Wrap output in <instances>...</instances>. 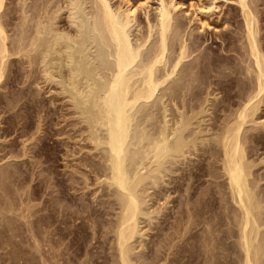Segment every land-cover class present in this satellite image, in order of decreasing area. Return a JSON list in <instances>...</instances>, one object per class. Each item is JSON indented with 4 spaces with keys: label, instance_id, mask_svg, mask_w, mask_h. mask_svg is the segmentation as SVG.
I'll return each instance as SVG.
<instances>
[{
    "label": "bare ground",
    "instance_id": "obj_1",
    "mask_svg": "<svg viewBox=\"0 0 264 264\" xmlns=\"http://www.w3.org/2000/svg\"><path fill=\"white\" fill-rule=\"evenodd\" d=\"M11 1L9 9L4 12V0H0V82L11 68L8 60L11 56H16L19 60L24 58L29 69L38 71L43 83L58 85L59 89L56 86L53 89H58L57 92L66 96L72 115L77 118L74 122L79 127L80 140L77 142H82L84 147L87 145L85 148L91 155H88L91 157L89 160L82 159L79 171L76 169L82 182H78L73 190L76 191L75 188L81 183L82 189H77L83 193L88 191L95 198L93 200L96 205H100L96 207L91 203H83L80 207L76 205L79 208H70L72 204L63 206L60 198L66 192L58 187L56 195L48 193L44 197V212L39 210L42 213L38 212L35 220L31 219V213L28 212L31 211L29 206V209H25L26 212H20L22 220L30 223L31 228L32 222L37 223V230L42 228L40 239L44 242L41 245L44 247V254L42 251L37 253L43 254L41 260L44 264H68L72 260L70 255H76L79 251L91 253L90 244L98 242L103 245L107 241H111L108 247L111 249L112 264H143L137 262L144 250L139 253L135 249L137 239L145 237L144 232V235L139 233L141 219L143 216L149 218L153 211L151 207L148 208L147 203L155 198L156 192L162 186L169 185H172L173 192L182 195L175 212L178 214L172 217L175 220L172 225L176 231L180 230L179 222L183 223L184 218L183 228L186 231L188 224L192 225L191 222L194 223L199 216L207 213L206 208L211 207L215 195H219L223 201V215L234 226L227 228V236H235L233 245L238 248L235 256L238 261L235 264H264L263 196L260 197L258 190L260 179L253 174L256 162L253 163L248 156V147H251L249 143L257 142L258 133L264 131V120H256L264 105V0H195L192 3L190 0L186 8L179 7L180 0H153V4L150 0ZM219 3L225 4L223 14ZM188 8L191 15L187 17V13H184ZM215 14L216 22L222 24L223 30L214 31L213 34V28H210L207 19ZM6 16L8 20L5 19ZM7 24H10V31L6 29ZM209 40V43H215L216 46H207L206 42ZM235 98L236 106L233 105ZM225 103H232L231 107L224 105ZM209 104L214 109L208 108L209 111L206 107ZM218 110H222L225 116L219 117L222 122L220 121L216 131L210 120L206 121L209 126L205 124L203 127L205 117L209 116L207 118L211 119L210 116L213 115V121ZM247 123H252L253 126L247 127ZM211 129L214 130L213 133ZM85 148L81 147L80 150ZM208 157L211 161L205 165L204 160ZM13 173L14 169L0 168V189L7 188L6 181ZM205 174L212 177L210 184L214 183L215 189L208 184L199 189L201 177ZM77 179L76 181L81 180ZM184 181H187L186 187L180 193ZM92 185L95 187L91 188ZM196 193L201 196L198 202L190 205V198ZM85 195L87 196L86 193ZM70 200L73 203L72 198ZM229 200L234 204L231 209ZM11 202L8 203L11 205ZM37 202L36 200L35 204ZM102 206L105 207V214L111 215L105 221L104 218L98 219ZM156 211L154 213H158ZM202 218L199 222L204 221L205 218ZM216 220L212 219L213 222ZM208 221L206 220L207 223ZM212 221L209 224L204 221L203 224L208 226L203 228V234L199 238L203 241L200 246L203 247L202 252L200 251L202 255L199 252L203 257L202 264L214 263L213 260L223 250L230 248L222 241L226 229L223 231L224 228L219 227V223L227 224L228 220ZM15 227H9L8 230H17L18 227ZM30 227H26L29 228L28 231L32 230ZM31 233L29 236H33L31 238L37 247L38 238ZM69 234L71 236L65 241ZM192 234L187 236L186 242L192 238ZM102 236L103 240H100ZM27 239L25 238L26 243ZM143 239L138 243L141 244ZM62 244L64 251L58 250ZM72 247L73 254H70ZM176 247L180 248V245ZM215 249L218 251L215 252ZM105 252L104 255L94 253V259L91 253L86 261L97 264L98 258L108 257ZM16 260H20V257ZM230 261L224 262L230 264ZM16 262L21 264V261H15V264Z\"/></svg>",
    "mask_w": 264,
    "mask_h": 264
},
{
    "label": "rangeland",
    "instance_id": "obj_2",
    "mask_svg": "<svg viewBox=\"0 0 264 264\" xmlns=\"http://www.w3.org/2000/svg\"><path fill=\"white\" fill-rule=\"evenodd\" d=\"M116 2V0H113ZM195 0H191V3L194 2ZM10 2H12L11 0H4V9H2L4 12H7V10L9 9L10 7ZM118 2V0H117ZM150 2L153 4V0H150ZM183 2V3H182ZM190 0H180V5L179 7L180 8H186L189 4ZM10 4V5H9ZM183 4V6H182ZM221 4V3H219ZM13 5V3H12ZM8 7V8H7ZM221 8L222 10V14L225 12V4H221ZM7 9V10H6ZM224 10V11H223ZM189 8L187 9V11L184 13L186 14L187 13V17L191 15V11L189 12ZM190 13V14H189ZM220 13V15H221ZM186 16V15H185ZM7 17V16H6ZM5 18V17H4ZM3 18V19H4ZM6 20H8V17L5 18ZM207 21L210 23V28H213L211 30V32L214 34L215 32L214 31H221L223 30V26L220 22H216V14L215 15H212L211 18L207 19ZM215 26V27H214ZM6 29H10V24H7L6 25ZM216 28V29H215ZM10 31V30H9ZM211 40H209L208 42H206V45L207 46H210V47H214L216 46L215 43H209ZM208 43V44H207ZM16 56H11L9 60L10 61V64H9V60H8V66L10 68L9 72L7 71V74L5 75L6 79L4 78L3 80H1L2 82H0V168H8L10 170L14 169V173L13 175L15 177L10 176V179L8 178L7 181H6V186L7 188H5V190L3 189H0V264H15V261H21L20 263L21 264H44V262L41 260L43 256V250H44V247H42L41 245L44 243L42 242L43 240H41L40 238H42L41 236V231H42V228L40 229V232H39V229L37 230V223H31L32 225V228L30 227V223L27 224V222H25L24 220H22V217L20 216L22 212H26V208H29L31 209V211L28 210V212L31 213V219L33 218V220H35V218L39 215V213H42L40 212L39 210H42L44 212V209L42 207L43 205V199L45 196L48 195V193H50L49 195H56L57 192V188L60 187L64 190V192H66V194L63 196L61 195V204L64 205H71L70 208H79L80 205H84V204H89L91 203V205H96V203L94 202L93 199H95L93 196H91V194L88 192V191H83L82 190H79V189H82V185L81 183L79 184V186L77 185V187L75 188L76 191H74V187L76 184H78V182H82V178H79V172L77 173V170L78 169H81L80 165L81 163L84 161V160H87L88 158H91L89 156H91L88 151L87 148L85 147H88L87 145L84 147L83 143L82 142H77L79 141V127L78 125L76 124L75 125V121H77V118L75 116L72 115V108L69 105V101H67L66 99V96H62L64 95L63 93L60 94V91L57 92L56 90L59 89V87H57L58 85L56 83H48V84H45L43 83L42 81V78L40 77L41 74L36 70H32L31 68L29 69V67H27V65L25 64V59L23 58H18L16 59L15 58ZM18 60V61H17ZM24 60V61H23ZM19 64V65H18ZM13 65V66H12ZM22 65V66H21ZM21 66V67H20ZM28 68V69H27ZM14 71V72H13ZM33 71V72H31ZM20 72V73H19ZM27 72V73H26ZM36 72V74H35ZM32 73V74H31ZM40 76H39V74ZM35 75V76H34ZM30 78V79H29ZM37 79V80H36ZM41 79V80H40ZM6 80V82L4 81ZM9 80V81H8ZM32 80V81H31ZM34 80V81H33ZM36 80V81H35ZM40 80V81H39ZM38 81V82H37ZM5 82V83H3ZM32 82V83H31ZM34 82L36 84H34ZM41 83V84H40ZM10 84V85H9ZM39 84V85H38ZM45 84V86H44ZM43 85V86H42ZM37 86V87H36ZM58 88V89H53V88ZM51 87V88H50ZM39 88V89H38ZM24 89V90H23ZM48 89V90H47ZM37 90V91H36ZM56 91V92H55ZM18 95H17V94ZM20 93V94H19ZM58 93V94H57ZM5 94V95H4ZM222 93H220L221 95ZM18 97V98H17ZM32 97V98H31ZM65 97V98H64ZM65 99V100H64ZM17 100V101H16ZM39 101V102H38ZM66 101V102H65ZM11 102V104H10ZM234 102V106H236V102H237V98H235L233 100ZM34 103V104H33ZM47 103V104H46ZM51 105H50V104ZM236 103V104H235ZM49 104V105H48ZM67 104V105H66ZM228 103H225L224 105H227ZM231 104L232 103H229L228 106L231 107ZM13 105V106H12ZM232 105V107H233ZM10 109H9V107ZM209 104L206 105L207 109L209 108L210 110L214 109L213 106H211ZM227 106V107H228ZM68 107V108H67ZM226 107V106H225ZM226 107V108H227ZM11 108H14L13 110ZM7 109V110H6ZM208 109V110H209ZM209 110V111H210ZM42 111V112H41ZM50 111V112H49ZM70 111V112H69ZM222 110H218L217 112V117L215 119H213V121L211 120L213 117V115H211V119L205 117V121L202 123L203 124V127L206 125H208V123H213V129L216 131V129L219 127L218 124H220L222 121V118L223 115L225 116L224 112H221ZM225 113L227 112V110H224ZM221 113V114H220ZM220 114V115H219ZM259 118H256L257 121H259V119L262 121L264 120V105L260 108L259 112ZM17 115V116H16ZM41 116V117H40ZM5 117V118H4ZM220 117V118H219ZM45 118V119H44ZM219 118V120L217 119ZM49 119V120H48ZM210 120V121H209ZM216 120V121H215ZM206 121H209V122H206ZM215 121V122H214ZM221 121V122H220ZM217 122V123H216ZM77 123V122H76ZM37 124V126H36ZM49 124V125H48ZM73 124V125H72ZM216 124V125H215ZM252 124V123H251ZM250 123L246 124L247 127H251L253 125H251ZM259 125V124H258ZM16 126V127H15ZM72 126H76V127H72ZM209 126V125H208ZM218 126V127H217ZM245 126V127H246ZM261 126V125H260ZM41 130H40V128ZM49 127V128H48ZM217 127V128H216ZM246 127V128H247ZM212 130V129H211ZM212 130V133L213 131ZM37 131V132H36ZM36 132V133H35ZM42 132V133H41ZM60 132V133H59ZM77 133V134H76ZM211 133V132H210ZM210 133H208V135H210ZM261 133L262 134V137L261 135L259 134ZM258 133V136H257V142L255 141H251L249 143V146L251 147H248V156L249 157V160L252 159L253 163H255L253 166V174L254 176L258 177L257 179H260L259 181V192H260V197L263 196V199H264V161L262 159H264V131H260ZM74 135V136H73ZM76 135V136H75ZM260 135V137H259ZM74 137V138H72ZM76 137V138H75ZM259 137V138H258ZM26 138V139H25ZM30 138L32 140H30ZM78 138V139H77ZM42 139V140H41ZM259 139V140H258ZM30 140V141H29ZM22 141V143H21ZM26 141V142H24ZM260 142V143H259ZM256 145H255V144ZM23 144V145H22ZM25 144V145H24ZM28 144V145H27ZM78 144V145H77ZM83 144V145H82ZM80 145L82 148H85V149H81L80 150ZM79 146V147H78ZM22 147V148H21ZM44 147V148H43ZM79 148V150H78ZM27 149V150H26ZM36 150V151H35ZM85 150V152H84ZM26 151V153H25ZM19 152V153H18ZM36 152V153H35ZM79 152V153H78ZM89 152V153H87ZM17 155H16V154ZM13 154V155H11ZM23 154V155H22ZM86 154V155H85ZM9 155V156H8ZM22 155V156H21ZM41 155V156H40ZM89 155V156H88ZM11 156V157H10ZM24 156V157H23ZM28 156V157H27ZM206 156V154H205ZM84 157H86V159H84ZM16 158V159H14ZM76 158V160H75ZM209 158V157H208ZM206 158L204 160V163L205 165H207L209 162L208 161H211V158ZM251 158V159H250ZM83 159V161H82ZM6 160V161H5ZM48 160V161H47ZM81 160V161H80ZM89 160V159H88ZM260 160H262L260 162ZM4 161V163H3ZM13 162V163H12ZM80 162V163H79ZM7 163V164H6ZM9 163V164H8ZM22 163V164H21ZM40 165H39V164ZM207 163V164H206ZM217 163V162H216ZM219 163V162H218ZM36 164V165H35ZM80 164V165H79ZM2 165V166H1ZM4 165V166H3ZM6 165V166H5ZM12 165V166H11ZM16 165V166H15ZM18 165V166H17ZM36 167H35V166ZM76 165V166H75ZM79 165V166H78ZM218 165V164H217ZM38 166V167H37ZM41 166V167H40ZM46 166V167H45ZM52 166V167H51ZM74 166V167H73ZM40 167V168H39ZM49 167V168H48ZM83 167V166H82ZM51 168V170H50ZM75 168V169H74ZM47 169V170H46ZM74 169V170H73ZM77 169V170H76ZM19 170V171H17ZM76 170V171H75ZM48 171V172H47ZM79 171V170H78ZM81 171V170H80ZM23 173V174H22ZM43 173V174H42ZM48 173V174H47ZM75 173V174H74ZM49 175V177H47V175ZM81 174V173H80ZM33 175V176H32ZM73 175V176H72ZM208 175V174H207ZM206 174L204 175V177H201L202 179V184L200 186V190L203 188V187H206V185H212V187L214 186V183H211V178H209V176H207ZM31 176V177H30ZM46 176V177H44ZM72 176V178H70ZM59 177V178H57ZM81 179L79 181H76V179ZM31 180H30V179ZM36 178V179H35ZM51 179V180H49ZM74 179V180H73ZM77 179V180H78ZM12 180V181H11ZM14 180V181H13ZM19 180V181H18ZM21 180H22V183H21ZM42 180V181H41ZM44 180V181H43ZM49 180V181H48ZM51 181V183H49ZM53 181V182H52ZM75 182V184H72L73 182ZM15 182V183H14ZM19 182V183H18ZM39 182V183H38ZM44 182V183H43ZM185 184H182L181 187L182 189L180 190V193L184 191V187H186V182L187 181H184ZM27 183H29L27 185ZM45 183H48V184H45ZM54 185H53V184ZM69 183H70V187L69 186ZM12 184V185H11ZM19 184V185H18ZM25 184V185H24ZM34 184V185H33ZM38 184V185H37ZM15 187H14V186ZM45 185V186H44ZM207 185V186H208ZM10 186V187H9ZM81 186V187H80ZM22 187H26V188H22ZM49 189H48V188ZM56 187V188H55ZM78 187H80L79 189H77ZM95 186L92 185L91 188H94ZM172 185H169L168 186H162L161 189L159 191L156 192V196H154L155 198H152L147 204H149V207L147 205L148 208H150L151 210H153L150 214H149V218L148 217H145L143 216L142 217V222H141V227H140V230H139V233H141L142 235H144L145 237H141L140 239H143L141 242L142 243H146V244H140L138 242H140L139 240L140 239H137V244L135 243V245H137V248L135 249H138L137 251L134 249V251L136 252H139L141 253L142 250H144L142 253H141V256L138 260L137 263H143V264H202L203 262V257L201 256L202 255V249L203 247L201 248L200 246L202 245V242L203 241H200V237L202 236V232H203V228H205V224L207 223L206 220L211 223L212 219L215 220L217 219L216 221H227L229 222V219H227L224 215H223V207H222V204H223V201L220 200L221 198H219V195H215V199L213 201V205H211V210L210 208H206L207 210V213H203L204 215L202 216H199L200 218H202V220L204 219V221L206 222L205 224L204 221H201L199 222L201 219L198 217V219H196V221L194 220V218H192L195 222H191V224H188L187 228H186V231L184 230V220H186L184 218L183 223L180 221L179 224H181L180 226H178V228L180 227V230L179 231H176V229H174L173 225L175 223V220L173 219L174 216H176L178 214L175 213L177 211V208L179 207V199L182 198V195H178L179 193L177 192H173V189L171 188ZM215 187V186H214ZM213 187V188H214ZM19 188V189H18ZM28 188V189H27ZM66 188V189H65ZM7 189V190H6ZM16 191H14V190ZM23 189V190H22ZM27 189V190H25ZM31 189V190H29ZM43 189V190H41ZM46 189V190H45ZM68 189V190H67ZM167 189V190H166ZM172 189V190H171ZM198 189V191H199ZM215 189V188H214ZM18 190H22L21 192L18 191ZM40 190V191H39ZM55 190V191H54ZM84 190V189H83ZM13 191V192H11ZM27 191V193L25 192ZM30 191V192H29ZM39 191V192H38ZM46 191V192H45ZM82 191V192H80ZM16 194H15V193ZM20 192V193H19ZM23 192V193H22ZM79 192V194H78ZM7 193V194H6ZM25 193L27 195H25ZM41 193H43L41 195ZM53 193V194H52ZM73 193V194H72ZM85 193L87 194V196L85 195ZM10 194V195H9ZM18 194V195H17ZM24 194V196H23ZM29 194V195H28ZM46 194V195H45ZM64 194V193H63ZM13 195V196H12ZM31 195V196H30ZM39 195V196H38ZM44 195V196H43ZM69 195V196H68ZM73 195V196H71ZM83 195V196H82ZM160 195V197H159ZM170 195V196H168ZM15 196V197H14ZM19 196V197H18ZM23 196V197H22ZM27 196V197H26ZM89 196V197H88ZM168 196V198H167ZM201 195H192L191 198H190V205L191 203H195L196 201L198 202V199ZM204 195H202V198H203ZM6 197V198H5ZM30 197V198H29ZM37 197V198H36ZM69 197V198H68ZM73 200V203L71 202V198ZM75 197V198H74ZM81 197H85V198H81ZM93 197V198H92ZM217 197V198H216ZM3 198V199H2ZM8 198V199H7ZM17 198V199H16ZM19 198V199H18ZM21 198V199H20ZM23 198V199H22ZM28 198V200H27ZM32 198V199H31ZM36 198V199H35ZM40 198V199H39ZM77 198V199H76ZM83 199L84 201L82 202L81 199ZM103 198H106V197H103ZM157 198V199H156ZM166 198V199H165ZM207 198V195H205L204 199ZM11 199V200H10ZM154 199V200H153ZM177 199V200H176ZM203 199V200H204ZM262 199V204H263V210H264V201ZM3 200V201H2ZM13 200V201H12ZM20 200V201H19ZM25 202H24V201ZM30 200L32 202H30ZM33 200H35L33 202ZM36 200L38 201L36 204ZM166 200V201H165ZM179 200V201H178ZM12 201V202H11ZM63 201V203H62ZM11 202V205L9 203ZM13 202H16L13 204ZM21 205H20V203ZM24 202V203H23ZM31 204H30V203ZM67 204H65V203ZM70 202V204H69ZM75 202L78 204H75ZM82 202V203H81ZM86 202V203H85ZM153 202V204H152ZM162 202V203H161ZM169 202V203H168ZM19 203V204H18ZM28 203V204H27ZM81 203V204H79ZM84 203V204H83ZM165 203V204H164ZM167 203V204H166ZM221 203V204H220ZM229 209H231V207L233 208L234 204L230 202L229 200ZM4 204L6 206H4ZM11 206L12 208L14 207L15 209H18V210H15L14 208L12 210L11 207L9 208L8 205ZM23 204H25L23 206ZM87 204V205H88ZM163 204V206H162ZM232 204V205H231ZM13 205V206H12ZM21 209H19L20 207ZM76 205H79L76 206ZM34 208H33V207ZM75 206V207H74ZM100 206V205H99ZM98 204L96 205V207H99ZM3 207L5 210H9L8 212L3 210ZM6 207H8V209H6ZM17 207V208H16ZM25 207V208H24ZM165 208V209H162ZM216 207V208H214ZM28 208V209H29ZM42 208V209H40ZM154 208V209H153ZM157 208H160V209H157ZM3 211H2V210ZM22 209L24 211H22ZM26 209V210H25ZM102 209V210H101ZM158 211H156V210ZM222 209V210H221ZM21 210V211H19ZM100 210L102 212H100L99 214L100 215L98 216L99 218L98 219H103L105 221V218L106 220L108 218H110L111 215H107L105 214V207L103 208V206L100 208ZM163 210V212H162ZM2 211V212H1ZM12 211V212H11ZM158 212V213H154V212ZM213 211V212H212ZM217 211V212H216ZM231 210H229L230 212ZM21 212V213H20ZM32 212L34 214H32ZM39 212V213H38ZM79 212V211H78ZM161 212V213H160ZM174 212V213H173ZM216 212V213H215ZM219 212V214H218ZM1 213H5L4 215ZM13 213V214H11ZM20 213V214H19ZM38 213V214H37ZM232 213V212H230ZM17 214V215H16ZM19 214V215H18ZM37 214V215H36ZM174 214V215H173ZM18 220H17V217ZM151 215V216H150ZM157 215V216H156ZM160 215V216H159ZM171 217H170V216ZM231 215V214H229ZM34 216V217H33ZM153 216V217H152ZM205 216V217H204ZM209 216V217H208ZM216 216V217H215ZM151 217V218H150ZM173 217V218H172ZM226 218V220H224V218ZM7 218V219H6ZM21 218V219H20ZM155 218V219H153ZM157 218V219H156ZM215 218V219H214ZM9 219V220H8ZM165 219V220H164ZM14 221V222H10V221ZM17 222H16V221ZM19 220H22L21 222H19ZM167 220V221H166ZM198 220V221H197ZM7 221V222H6ZM165 221V222H164ZM215 221V222H216ZM5 222V223H4ZM198 222V223H197ZM213 222V221H212ZM213 222V223H215ZM11 226H9V224ZM15 223V224H13ZM17 223V224H16ZM29 225H25V224ZM143 223V224H142ZM207 223V224H209ZM34 224V225H33ZM160 224V225H159ZM162 224V225H161ZM186 224V223H185ZM194 224H198V225H194ZM223 224V225H222ZM229 224V225H227ZM225 224V222H221L219 223V227H221L220 229H223V231H226L224 232V237L222 239V241H225L224 243H227V247L229 249H226L225 251L223 249H219L220 251H222V254L221 252H219L221 255H222V258H221V255L218 257V258H215V261L217 259V263H215V261L213 260L214 263L212 264H228V262L230 260V264H235L237 263L238 259L237 257H235L237 254H238V248L236 245H233L235 244L234 243V239H235V236H231V237H228L227 234H228V231L227 228L228 227H234L232 226V224L227 223ZM15 228L18 227V225H20L17 230H13V229H10L8 230L9 227H13ZM25 225V227H24ZM145 225V227H144ZM172 225V226H171ZM202 225V227H201ZM221 225V226H220ZM227 225V226H226ZM7 226V227H6ZM150 226V227H149ZM157 226V227H156ZM218 226V225H216ZM23 227V228H22ZM26 227H30L32 230V233L31 231H28L29 228H26ZM35 227V228H33ZM40 227V226H38ZM143 227V228H142ZM148 229H147V228ZM25 228V229H24ZM150 228V229H149ZM159 228V229H157ZM202 228V229H201ZM5 229V230H4ZM20 229V231H19ZM144 229V230H143ZM200 229V232L198 231ZM206 229V228H205ZM236 229V228H235ZM26 230V231H24ZM142 230V231H141ZM178 230V229H177ZM185 231V232H182V231ZM192 230V231H191ZM28 231V232H27ZM37 232L35 234V232ZM141 231V232H140ZM194 231V232H193ZM7 232V233H6ZM24 233L22 235V233ZM33 234L35 236H37L38 238V243L37 242V247H36V244H34L33 242V239L31 237H33L32 235H30V233ZM144 232V234H143ZM183 234H182V233ZM189 232V233H188ZM17 233H20V234H17ZM27 233V234H25ZM29 233V235H28ZM40 233V236L38 235ZM190 233H193L192 234V238L189 240H186L187 239V236L190 234ZM226 233V234H225ZM17 234V235H16ZM148 234V235H147ZM220 234L222 235L223 233L220 232ZM14 235H16L14 237ZM26 235V236H24ZM184 235V236H182ZM194 235V236H193ZM197 237H196V236ZM3 236V237H2ZM13 236V237H11ZM18 236V238H16ZM25 237L27 239V243L28 241L30 242L29 244L26 243L25 241V238L24 240H22V237ZM71 235L69 234L66 238L65 241H68L67 239H69ZM223 236V235H222ZM10 237V239H9ZM21 237V238H19ZM174 237V238H173ZM194 237V238H193ZM13 238V239H12ZM16 238V240H15ZM151 238V239H150ZM153 238V239H152ZM177 238V239H175ZM232 240H230V239ZM234 238V239H233ZM7 239L8 241L10 240V242H7ZM18 239V240H17ZM20 239V240H19ZM146 239V240H145ZM194 239V241L192 240ZM15 240V241H14ZM41 240V241H39ZM100 240H103V236L102 238L100 237ZM153 240V241H152ZM167 242H166V241ZM169 240L171 242H169ZM178 240V241H177ZM202 240V238H201ZM11 241H14V242H11ZM19 241V242H17ZM24 241V243H23ZM145 241V242H144ZM160 241V243H159ZM164 241V242H163ZM227 241V242H226ZM3 242V244H2ZM6 242V243H5ZM32 242V243H31ZM108 242V241H107ZM107 242H104L103 245L100 244V243H92L90 244L91 247L89 246V250L92 251L91 253L92 256L94 255L93 259L95 258V254L97 255H104V252L108 255L107 258L104 259V257H100V259L98 258V263L97 264H112V261H111V255H110V252H111V249L108 247L110 246V242L109 241L108 243ZM190 242L192 244H190ZM18 245H17V244ZM23 243V244H21ZM161 244V245H158ZM164 243V244H163ZM166 243V244H165ZM21 244V245H19ZM33 244V245H32ZM40 244V245H39ZM163 244V245H162ZM170 244V245H169ZM6 245V246H5ZM12 245V246H11ZM14 245V246H13ZM26 245V247H25ZM63 246H59L61 247L59 249L58 247V250H62L64 251V244H62ZM98 245V246H97ZM142 245V247H141ZM179 246L180 245V248L179 247H176V246ZM194 245V246H193ZM233 245V246H232ZM20 246V247H19ZM24 246V247H23ZM30 246H32L31 248H29ZM39 246V247H38ZM94 246V248H93ZM146 246V247H145ZM161 246V248H160ZM236 246V247H234ZM8 247V248H7ZM17 247V248H16ZM28 247V248H27ZM5 248V249H4ZM22 248V249H21ZM30 249V250H27V249ZM35 250H34V249ZM39 248H42V249H39ZM158 248V250L156 249ZM167 248V249H166ZM236 248V249H235ZM15 249V250H13ZM33 249V250H32ZM109 249V250H108ZM146 249V250H145ZM156 249V250H155ZM165 249V250H164ZM179 249V250H178ZM234 249V252H232ZM8 250H9V254H8ZM13 250V251H12ZM17 250H19L17 252ZM32 250V251H31ZM54 250V249H53ZM85 250V249H84ZM197 250V251H196ZM16 251V252H15ZM25 251V252H24ZM30 251V252H29ZM38 252H41V253H37ZM94 251V252H93ZM201 251V252H200ZM218 249H215V252H217ZM237 251V252H236ZM11 252L12 254L15 252L14 257L13 255H11ZM27 252V253H26ZM82 251H79V253H77L76 255L73 254V247L70 248L69 250V253L70 254H73L72 256L70 255L71 257V261H68V264H92L91 261H86L88 256H90L91 253H88V254H85L84 251L81 253ZM86 252V251H85ZM99 252V254H98ZM149 252V253H148ZM158 252V253H157ZM200 252V254H199ZM95 253V254H94ZM153 253V254H152ZM174 253V255H173ZM226 253V254H225ZM231 253V254H230ZM23 254V255H21ZM31 257H30V255ZM79 254V256H78ZM82 254V255H81ZM29 255V256H28ZM75 255V256H74ZM85 255V256H84ZM87 255V256H86ZM145 255V257H144ZM147 255V257H146ZM156 255V256H155ZM198 255V256H197ZM200 255V256H199ZM227 258H225L226 256ZM229 255V256H228ZM18 256V257H17ZM22 256V257H21ZM26 256V257H24ZM155 256V257H154ZM159 256V257H158ZM20 257V260H16L17 258ZM30 257V259H29ZM35 259H34V258ZM37 257V258H36ZM87 257V258H86ZM165 257V258H164ZM16 258V259H15ZM22 258V260H21ZM25 258L27 260H25ZM39 258V259H38ZM59 258V257H58ZM75 258V259H74ZM143 258V259H142ZM152 258V259H151ZM157 258V259H156ZM221 258V259H220ZM12 259V260H11ZM14 259V260H13ZM85 259V260H84ZM191 259V260H190ZM193 259V260H192ZM224 261H228V262H224ZM227 259V260H226ZM25 260V261H24ZM30 260V261H29ZM35 260V261H34ZM37 260V261H36ZM41 260V261H40ZM84 260V261H83ZM142 260V261H140ZM145 260V261H144ZM151 260V262H150ZM156 260V261H155ZM219 260V262H218ZM222 260V261H221ZM24 261V262H23ZM54 261V260H53ZM170 261V262H169ZM197 261V262H196ZM236 261V262H235ZM12 262V263H11ZM23 262V263H22ZM35 262V263H34ZM146 262V263H145ZM155 262V263H154ZM232 262V263H231ZM56 263V262H55ZM16 264H18L16 262Z\"/></svg>",
    "mask_w": 264,
    "mask_h": 264
}]
</instances>
